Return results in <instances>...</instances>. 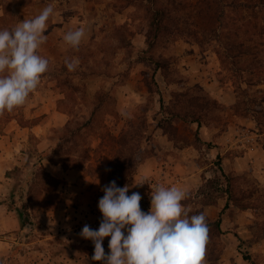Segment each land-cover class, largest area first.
<instances>
[{
  "label": "rangeland",
  "instance_id": "1",
  "mask_svg": "<svg viewBox=\"0 0 264 264\" xmlns=\"http://www.w3.org/2000/svg\"><path fill=\"white\" fill-rule=\"evenodd\" d=\"M48 4L54 14L37 51L49 71L39 86L69 121L47 142L30 137L10 174L5 202L14 219L0 241L13 250L0 264H104L92 260L93 242L79 235L85 225L98 230L102 189L128 185L147 213L146 182L170 187L175 177L189 215L207 218L203 264H248L244 253L264 264V5L0 0V30ZM158 10L166 15L159 31ZM80 27L86 34L73 49L63 37ZM242 42L246 55L233 58ZM66 59L79 60L75 71ZM51 161L70 170L68 177L48 173Z\"/></svg>",
  "mask_w": 264,
  "mask_h": 264
},
{
  "label": "clouds",
  "instance_id": "2",
  "mask_svg": "<svg viewBox=\"0 0 264 264\" xmlns=\"http://www.w3.org/2000/svg\"><path fill=\"white\" fill-rule=\"evenodd\" d=\"M53 14L54 7L48 4L34 18L0 30V115L23 106L49 71V60L37 50L47 40L45 32ZM85 34L80 27L67 32L63 40L78 49ZM78 64V59L65 60L69 71H75ZM102 191L98 208L103 219L98 230L85 225L79 234L93 242V261L203 264L209 239L207 218L203 212L189 215L182 204L187 196L182 188L157 185L152 189L151 209L147 213L141 210L142 197L138 192L127 195L128 185L121 188L112 181ZM105 237H110L109 254L102 246Z\"/></svg>",
  "mask_w": 264,
  "mask_h": 264
},
{
  "label": "crops",
  "instance_id": "3",
  "mask_svg": "<svg viewBox=\"0 0 264 264\" xmlns=\"http://www.w3.org/2000/svg\"><path fill=\"white\" fill-rule=\"evenodd\" d=\"M4 14L0 7V20L4 18ZM44 93L49 94L44 87L38 86L23 106L0 115V235L5 233L3 229L12 226L14 219L12 216L14 212L10 211L5 200L10 191V174L16 167L21 166L23 156L26 155L24 153L26 143L33 136L47 142L46 138L52 129L64 127L69 121L66 114L58 111L57 104L51 98L43 96ZM43 116L44 118H41ZM45 164L47 172L54 177L59 179L68 177L70 170H65L62 165L52 162ZM2 225L4 227H1ZM4 244L0 241V258L9 256L13 250L10 247L12 243L6 242L8 246Z\"/></svg>",
  "mask_w": 264,
  "mask_h": 264
},
{
  "label": "trees",
  "instance_id": "4",
  "mask_svg": "<svg viewBox=\"0 0 264 264\" xmlns=\"http://www.w3.org/2000/svg\"><path fill=\"white\" fill-rule=\"evenodd\" d=\"M236 4L237 6H239V8H241L242 10H252L255 9L257 7H259L260 5H264V0H236ZM242 12V11H241ZM240 12V13H241ZM164 11L161 12V10H158L156 12V16L154 17V27L155 25H157L156 30H161L162 26H160L166 15ZM256 29H258V27L256 26ZM260 35V34H259ZM151 46H153V44H151ZM245 48H246V43L242 42L239 43L236 47V52H234L233 54V58H242L244 55H246L245 52ZM227 57V56H225ZM53 164H60L56 161H51ZM221 224V220L217 221V226L220 227ZM244 260L248 262V264H256L255 261L253 260V258L251 257V255H249L248 253H244Z\"/></svg>",
  "mask_w": 264,
  "mask_h": 264
},
{
  "label": "built area",
  "instance_id": "5",
  "mask_svg": "<svg viewBox=\"0 0 264 264\" xmlns=\"http://www.w3.org/2000/svg\"><path fill=\"white\" fill-rule=\"evenodd\" d=\"M179 180L175 177L173 179V182L171 183V186H176V187H180L179 186ZM147 185V189L149 190V194L151 197V193H152V189H154L157 185H163V182L160 181H154L153 179H150L146 182ZM164 186V185H163ZM181 188V187H180Z\"/></svg>",
  "mask_w": 264,
  "mask_h": 264
},
{
  "label": "water",
  "instance_id": "6",
  "mask_svg": "<svg viewBox=\"0 0 264 264\" xmlns=\"http://www.w3.org/2000/svg\"><path fill=\"white\" fill-rule=\"evenodd\" d=\"M30 229H31V225L30 224H27L26 227H25L26 232H29Z\"/></svg>",
  "mask_w": 264,
  "mask_h": 264
}]
</instances>
